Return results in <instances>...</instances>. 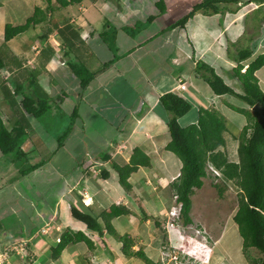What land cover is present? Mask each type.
Wrapping results in <instances>:
<instances>
[{
    "label": "crops",
    "instance_id": "0c3cea01",
    "mask_svg": "<svg viewBox=\"0 0 264 264\" xmlns=\"http://www.w3.org/2000/svg\"><path fill=\"white\" fill-rule=\"evenodd\" d=\"M108 1L113 4V0H81L80 2L67 6L57 7L53 12L58 11L64 17V20L61 22H53L52 19L54 17L52 16L50 22L42 24L41 27L37 25L29 28L32 29L35 35V39L30 42L31 44L25 41L24 43L18 42L15 45H11L10 42L13 44L16 36L8 40L9 45H7L6 50L7 66L0 70V89L2 90L3 87H6L8 89L7 91L12 93V88L17 83L23 85L30 83V73L36 71L37 85L39 87L41 86L43 92L51 98L48 99L49 108L41 115L33 116L25 112L20 105L23 96L21 92L12 93L13 98L9 97L8 101L13 99L12 101L15 103L12 107L7 105L2 93V96H0V115L4 124L12 121V125L23 127L26 133L25 135H31V138H37L41 134L51 136V132L57 134V128L52 126L50 121L54 120L58 112H64L62 107L63 101L68 98L71 104L70 114L72 115H74L76 105L72 106L74 102L64 94L65 92L63 90L61 98L58 95L53 98L50 96L49 90L52 88L51 85L56 81V77L62 79L67 76L66 74H72L70 70L71 65L76 68L87 66L92 70V73L94 72L89 83L84 88L80 87L79 79L73 74L80 89L75 94L77 96L75 101H77V98L81 101L86 93L83 94L84 89H90L95 82L98 86L104 87L108 78L104 77L105 75L103 74L111 70L115 71L117 76L121 78L116 88V90H123V93L119 95V102L134 106L128 108L129 113L124 119H128L129 122L123 125V127H117L119 130V138L108 146V151L104 153L106 154L105 156L104 154L100 155L88 150L81 160L76 162L73 160L68 161L69 165L65 166L64 170L61 171L62 168H59L63 167L61 164L56 168L57 165L53 167L50 161L53 155H57V150L65 145V142L56 144V150L54 149L53 154L49 158V155H38V160L36 159L34 161L35 164H32L38 168L52 167L53 174L49 177L48 181L35 177L36 179L27 183V185L32 186L30 189L32 192L39 189L42 192L39 193L37 199L32 200L37 201L38 204L36 207L34 206L32 213L33 220L29 227L26 228L18 221L15 223L12 221L11 223H4L0 231V254H2L5 245H12L13 247L7 248V252L5 251L7 253L6 256L1 255V264H87V260L91 264H144L137 258L124 257L119 251L118 242L113 236L109 235L103 226L102 213L108 212L113 204L124 205L127 210L124 214L108 218L114 229L119 233L126 232L136 238L138 242L134 248H137V245L143 246L144 251L149 257L157 259L160 254L162 241L165 237L160 234L159 226H163L164 214L172 205V200H170L173 193L171 183L177 178L181 168L179 158L173 153L170 156L165 152L166 145L170 140L167 127L169 114L165 110V113L163 111H156L159 104V97L166 92H177V80L181 78L186 82V89L182 95L187 97L193 105L190 110L193 112V115H190L186 123L179 121L181 125L184 126L195 122L197 119V111L205 103V107L215 108L222 114L224 113L223 105L228 103L226 101L227 94L216 95L212 90L211 95L209 93L206 94V89L200 83L202 80L194 71L195 63L198 59H194V55H189L191 51H186L184 47H180V59L176 57V64L180 62L176 72L171 73L172 77L169 75L168 77H164L166 79H163L165 83L159 84L156 90H154L153 85L148 80L143 84H140L138 81L135 82L136 85L133 84L132 76H130V74H133L132 70L135 69L137 71V76L143 75L146 72L148 65L155 61V56L159 52L156 50L160 49L158 44L152 47L153 38L160 35L166 43L168 41V34L172 29L170 25L176 21V17L171 16L174 13H170L169 5V11L167 14H164L165 18H162L161 22L159 18L163 14L152 13L154 17L149 18L150 14L147 20H151V24L157 23V29L146 32L145 34H139L133 40L130 38V35L123 31L124 28L122 26L118 27L110 34L114 39L113 46L116 49V51H113L110 46L111 43L107 42L110 38L106 41L107 37H109L110 24L102 12L103 7ZM156 1H153L155 7H157ZM52 2L56 3V0H52ZM35 5H42V1L0 0V24L10 23L14 26L22 25L28 17L33 15ZM221 15L222 13L204 14L202 11H198L187 20L183 27L179 26V28L182 29V42L185 43V40H187V44H192L191 47L194 44L195 49L200 53L197 58L202 56L203 60L205 62L207 61L206 63L210 64L213 68L215 67V72L231 86L230 81L234 79L232 77V70L236 64L235 57L237 56V50L233 49L234 51L229 52L226 47V51L212 50L211 45L217 37L225 39L226 46L229 39L228 36H230L232 42H237L242 34H245V29L239 27L232 32L231 29L237 25V22L244 15L235 17L229 22H226L224 18L223 22L221 21L220 23V18L218 17ZM197 16L204 18L202 25L199 28L195 27L193 31H189L187 27L190 22L194 25V22L198 24ZM214 17H217L215 19L216 21L214 20L210 23V20ZM65 25L70 26L73 31L78 32L80 35L79 38H76L70 34V28L65 30V35L70 37V39L73 38L74 47L72 48L74 51L76 50V53L74 51L67 52V47L62 37L55 30V26L63 28ZM47 30L51 31L48 33L46 40L43 42L40 41V36ZM53 35H56V38ZM204 36L206 37L205 47L202 48L204 39L202 40L203 42L200 41L197 43L196 41ZM179 37L180 35H178ZM211 37H213L212 40ZM51 38L57 44L59 42L55 39L60 40L61 44H59V47L53 44L50 45L49 40ZM190 38L192 40H189ZM47 45L52 46L55 53L46 64H43L45 60L43 58L48 55L47 52L44 55L40 52ZM251 47H254V49L252 50L251 56L244 60L245 66L255 56L264 53V37L263 45L256 41V43H252ZM259 47H263V50L258 51ZM205 54H210V56L207 57ZM32 56H36L35 58L37 60L34 65H28V59L24 62L25 58H31ZM147 58L149 60H145ZM150 58H152V61H150ZM154 64L156 71L162 69V64L158 65L156 62ZM223 71L231 75L228 81L222 76L221 73ZM3 75L8 78L4 79ZM255 75L258 80V85L264 93V65L255 71ZM148 86L151 87V91ZM29 87L24 89L28 94L33 91V86ZM113 88L110 91H113ZM141 88L143 92L139 96L136 91ZM123 96L129 97L132 103L127 104ZM194 107L198 109H194ZM60 108H62V111ZM247 109L251 108L247 106ZM62 115L64 114L62 113ZM230 121V118L225 119V127L222 131L225 146L220 147V149L228 154L227 158L229 161L235 162V159H238L237 146L239 134L242 127L247 124V119L245 118L244 122L240 125H230ZM234 125L235 128H233ZM31 138L26 142L30 146L33 143ZM37 141L40 147H42L40 148L41 150L44 148V151H48V148L45 149L41 139H36L35 142ZM135 148L141 149L148 156L149 164L147 166H138L137 170L133 171L128 177L130 187L125 188L119 184L118 172L113 168V165L115 163L121 165L128 163ZM4 167L6 166L4 165ZM101 169L109 171L107 178L103 179L101 177ZM17 172L20 173V170H17ZM111 172H114L117 176L118 181L115 183H111L108 180ZM3 181L6 182L7 180L0 178V182ZM38 184L40 186L39 189L36 188ZM0 187H2V183ZM82 192L86 193L87 197H89L90 201L88 205L82 203V198L85 197L82 195ZM78 201L84 208L87 206L98 217V221L102 226L101 235L88 232L81 222L71 217L70 206H77ZM72 220L76 223H73ZM156 221H161L162 223L160 222V225L157 226L155 224ZM66 227L82 229L84 232H88L94 243L93 248L90 250L86 243L79 242L67 246L57 259H52L51 247L55 246L60 234Z\"/></svg>",
    "mask_w": 264,
    "mask_h": 264
},
{
    "label": "rangeland",
    "instance_id": "374dc122",
    "mask_svg": "<svg viewBox=\"0 0 264 264\" xmlns=\"http://www.w3.org/2000/svg\"><path fill=\"white\" fill-rule=\"evenodd\" d=\"M153 1L154 0H113L112 3L114 4V6L110 3V1L105 4L102 12L106 16V19L108 20L107 22L110 24L108 33L109 37H107L106 41L110 38V40H108L107 42L111 43L110 46L112 47L113 51H116V49L115 46H113L114 39L110 34L113 33V31H115V29H117L118 27L122 26L124 28L123 31L130 35V38L133 40L137 38V35L139 34H145L146 32H151L152 30L155 31L157 29V23L151 24V20H147V17L150 14V16H153L152 13L163 14L159 18L161 22L162 18H165L164 14H167L170 8V13H174V15L171 16L176 17L177 20L181 16L188 13L192 9L193 5L200 0H163V9L155 7ZM54 4L56 5V3ZM256 5L257 4L255 3H248L241 6L231 3L228 4L229 9L224 10L223 14L218 17L220 18L219 22H223L224 18L226 22H229L235 17L237 18L238 16L245 15L241 20L237 22V25L233 26L231 29L232 32L239 27L244 28L245 34H242V36L237 42H235V44H233L234 42H232L230 36H228L229 39L227 42V46L225 44V39L217 37V42L215 39V41L211 45V49L226 51V47L228 48L229 52H232L234 50H237V48L250 47L252 43H256V41L260 42L261 45H263L264 23H261V25L258 27L259 33H257L255 37L251 38L249 36V33L253 31L252 24L255 23L257 18L259 17L256 16V14H258L256 13V11L251 12V9L256 7ZM42 6H45V2L43 1ZM230 9H233V11ZM52 16L54 17L52 19L53 22H61L64 20V17H62L58 11L53 12L52 15L50 13V17ZM216 18L217 17H214L212 20H210V23H212ZM196 19L198 21V24H196V22H194L195 25L191 22L188 24L187 29H189V31H193L195 27L199 28V26H201L204 21V18L202 16H197ZM38 26L41 27L42 24H39ZM177 27L170 30V33L168 34V41L166 43L165 40H163L164 38H161L162 36L160 37V35L153 38L152 47L158 44L160 49H157L156 51L159 52L155 56V61H153L152 64L148 65V68L143 75L137 76V71L135 69L132 70L133 74H130V76H132L133 84L136 85V81H138L140 84H143L148 80V82L153 85L154 90H156V87L159 84L165 83L166 79L164 77H168V75L172 77L171 73L176 72L177 68L179 67L178 64L180 62L176 64L175 61L177 58L180 59V47L186 48V51H191L189 55H194V59L203 60L202 56H200V58H197L199 57L200 53L197 51V49H195L194 44L193 47H191L192 44H187V40H185V43L182 42V29H180L179 26ZM3 32L4 25L0 24L1 51L2 49H7V45H9V42L4 43L3 41ZM178 35H180L179 38ZM53 36L56 38V35ZM205 38L206 37L204 36L203 38L196 41L197 43H199L204 39L202 48L205 47ZM33 39H35V35L32 29H27L24 32L16 35V39L13 40V44L12 42H10V44L15 45L18 42L24 43L25 41L29 42L28 44H31L30 42H32ZM212 39L213 37H211V40ZM55 40L59 42L58 44H61L60 40ZM189 40H192V38H190ZM49 43L50 45L53 44L54 46L59 47L57 46V42L53 41L52 38L49 40ZM194 49L196 52L194 51ZM259 50L262 51L263 47H259L258 51ZM205 55L207 57L210 56V54ZM36 56H32L31 58L27 57L25 58L24 62H26V60L28 59V65H34L35 61H37L35 58ZM207 57L206 59H208ZM145 60L149 59L147 58ZM162 60L164 61L163 63ZM150 61H152V58H150ZM155 62L158 65L162 64L161 70L156 71V66L154 64ZM190 63L192 64V62ZM88 69L92 71L90 68ZM214 70H216V68ZM88 73L91 74L90 72ZM221 74L227 81L229 80V78H231V75L226 74L225 71H223V73ZM66 75L67 76L63 77L62 79H58L56 77V81L51 85L52 88L49 90V93L53 98H55V96L57 95L61 98L63 95L62 92L64 91V94H66L70 98V100L74 102L72 106L76 105L75 110L77 112L74 115L70 114L71 104L69 103L68 98L65 99L62 103L64 112L62 111V108H60L64 115H62L61 112H58V115L55 116L54 120L50 121L52 126L57 128V134L51 132V136L41 134L37 138H31V135L27 136L24 134H20V137L18 138V144L26 153V156L22 155L20 159L15 157L17 159H15L14 163L11 162L12 160H10L8 156H5L0 152V178H2V180H7L6 182H0V184L2 183V187H0L1 224L8 222L11 223V221L15 223L16 221H18L27 228L32 223V213L34 210V206L36 207V205L38 204L37 201L32 200L37 199L39 197V193H41L42 190L39 189L40 186L38 184L36 188H38L39 190H34L32 192L30 190L32 186H29V184L27 185V183L36 178L45 179L48 181L49 177L53 174L52 167L31 168V166L33 165L32 163H34L36 159L38 160V155H49V158L50 155L53 154L52 152H54L55 145L60 142H65V145L57 150V155H53L52 160L50 161V164H52L53 167L57 165L56 168L61 164L63 167L59 168H62V171L64 170L65 166L69 165L68 161L73 160L76 162L78 160H81L85 155V152L88 150L96 152L100 155L107 152L108 146L112 142L114 143L115 141H117L119 138V130L117 127H123V125L129 122V120L124 119V117L129 113L128 108H131L134 105L129 104L132 103V101L127 96H123L125 97L123 99L129 105H125L124 103L121 104L119 102V95L120 93H123V90H116L121 78L117 76L115 71L108 70L103 74L105 75L104 77L108 78V80H106L105 82L104 87L98 86V84L95 82L92 84L90 89H84L83 94L85 92L86 93L81 101L78 98L77 101H75L77 97L75 94L77 93V91H80L75 77L73 76V74ZM3 78L5 79L8 77L3 75ZM200 79L203 81H200V83L206 89V94L209 93V95H211L212 92L209 85L203 80L202 77H200ZM113 82H115L116 84ZM230 82L231 86L237 92L241 91L240 83L237 79L234 78ZM113 86H115V89L113 88ZM148 87L151 91V87ZM111 88H113V91H110ZM142 90L143 89L141 88L136 91L139 96L141 95L140 93L143 92ZM0 96H2L1 89ZM226 101L228 103L223 105L224 113L222 115H224V117L226 118L231 119L230 125L242 124L246 116L235 110V108L238 107L246 109V103L241 99L229 94H227L226 96ZM205 106L206 103L205 105H203V107ZM195 108L198 109L197 107H194V109ZM156 111H163V113H165L160 104H158ZM190 115H193L192 111L188 112L181 119H178V121H181V123H186L189 120ZM3 119L6 120L5 118ZM12 123L13 122L10 121L6 122L5 124L9 127V129H11L14 126L12 125ZM70 128L71 131L69 132ZM233 128H235V125L233 126ZM30 138L33 142L31 144L32 146L26 144V142ZM36 139H41L43 141L45 149L48 148V151H44V148L41 150L40 148L42 147H40L38 141L35 142ZM61 139L62 141H60ZM50 148L52 150L51 152ZM40 151L42 152L40 153ZM165 152L170 156L172 155V152L169 150L165 149ZM12 154V157H14L15 152ZM226 155L228 156L227 153ZM19 160H21L22 162H19ZM235 162H238V159H235ZM4 165L6 167H4ZM29 168H31V170ZM17 170H20V173H18ZM206 170L207 176L203 177L202 187L199 189H195L193 194L191 195V208L189 212L191 222L189 224H185L181 216L180 219L178 216H174V227H171L170 224L165 226L166 218H164L163 223L160 221L163 224V226H159L160 234L166 235L165 238L167 243L165 244L163 240L160 247V254L157 257V260L160 264H254L259 257V252L254 248H249L246 251L243 249L242 238L239 234L237 224L232 219V216L237 208L239 188L224 176L215 175L210 170V168H208V165ZM108 180L111 183H115L118 181L117 176L114 174V172L110 173V178ZM220 187L223 191L221 194H219L218 192ZM82 195L86 197H83L82 201L84 200L85 203H89L90 200L89 197H87V194L82 192ZM170 198V200H172V205L175 204V202L173 201V197ZM77 206L80 208H84L79 201L77 202ZM170 218H172V216ZM72 222L76 223L73 220ZM168 228L170 229L169 235H167L166 233V229ZM196 228H200L203 231L206 239H203L201 234L197 235V239L200 242H195V245H191V248L186 240L191 241L188 234L194 235V233L196 232ZM8 247L10 248L13 246L5 245V248H3L2 251L5 252L9 249ZM188 250H192V252H190L193 253V256L191 255L190 257H187L185 255L184 251ZM3 252L2 254L6 256L7 253L4 254Z\"/></svg>",
    "mask_w": 264,
    "mask_h": 264
},
{
    "label": "trees",
    "instance_id": "16d2710c",
    "mask_svg": "<svg viewBox=\"0 0 264 264\" xmlns=\"http://www.w3.org/2000/svg\"><path fill=\"white\" fill-rule=\"evenodd\" d=\"M42 1L45 2V6L35 5L33 15L28 17L22 25L4 24V43L29 28L48 23L51 20L50 13L55 8L67 6L81 0H56V5L52 0ZM252 2L257 5L251 9V12L256 11L258 13L256 16H259L255 23L252 22L253 31L249 33V36L253 38L259 33L258 27L261 23H264V0H200L193 5L188 13L171 24L170 28L183 27L187 20L198 11H202L204 14H223L224 10L229 9L228 4L230 3L241 6ZM156 6L163 9V0H157ZM230 10L233 11V9ZM152 17L154 16L149 18ZM69 28L71 29L68 25L63 28L55 26V30L62 37L68 53L74 51L72 48L74 47L73 38L70 39V37L65 35V30ZM50 31L44 32L39 38L40 41H45ZM69 31L73 37H80L78 32L72 29ZM251 46L237 48L236 64L232 70V77L240 83L241 92L235 91L232 86L227 84L215 72L212 66L203 60H196L194 68L195 73L203 78L214 94L233 95L251 108H235L247 118V124L242 127L239 134L237 146L238 162L229 161L225 151L220 149V147L225 146V140L222 136V131L225 127V117L220 111L215 108L200 107L197 111L196 121L183 126L178 119L190 112L193 106L187 97L178 92H166L159 97L158 102L169 114L167 127L170 140L166 145V149L171 151L181 161L180 173L171 183L172 197L174 194L176 195L175 201L179 205V219L181 216L185 224L191 222L189 215L191 195L195 189L202 187V178L207 176V162H211L226 179L231 180L239 188L237 208L232 219L237 224L242 238L243 249L245 251L249 248L256 249L259 252V257L254 264H264V93L261 91L255 75V71L264 65V53L255 56L245 66L244 60L251 56L254 49ZM6 50H0V70L7 66ZM46 52L48 56L43 58L45 59L43 64H46L55 53L54 48L50 45L44 47L40 53L44 55ZM74 53H76V50ZM70 70L79 79L81 88H84L89 83L93 75L84 66L76 68L71 65ZM36 74V71L30 73V83L24 85L17 83L12 88V93L21 92L23 94L20 105L25 112L33 116H39L46 111L49 108L48 99L51 98L43 92L41 86L37 85ZM25 86H33V91L29 94L26 93L24 90L26 89ZM7 90L6 87L2 88L3 98L7 105L12 107L15 103H13V99L9 101L8 99L9 97L13 98V94ZM20 134H26L23 127L15 125L9 129L2 121L0 115V152L8 156L12 163H14L15 159H20L22 155L26 156V153L18 144ZM14 152L15 156L12 157ZM103 158L105 159V157ZM148 164V156L141 149L135 148L128 163L123 165L115 163L113 168L118 172L120 184L125 188H129L128 177L130 174L137 170L138 166H147ZM32 167H35V165H32ZM31 168L29 169L31 170ZM108 173L109 171L105 169L100 170V175L103 179L109 176ZM218 192L219 194L223 192L221 187ZM85 207L82 209L76 205H71V217L81 222L88 232L101 235L102 226L98 221V217L87 206ZM126 212L124 205L113 204L108 212L102 213L103 226L109 235L113 236L118 242L119 251L124 257L137 258L144 264H160L157 259L146 254L143 246L137 245V248H134L138 242L137 239L126 232H117L108 220L111 216H119ZM155 224L159 226L160 221H156ZM3 226L4 224L0 223V231ZM88 232H84L82 229L66 227L60 234L58 242L51 247V258L57 259L67 246L79 242L86 243L91 250L94 243ZM163 240L166 244L165 237ZM87 264H91L90 261L87 260Z\"/></svg>",
    "mask_w": 264,
    "mask_h": 264
},
{
    "label": "built area",
    "instance_id": "2783aa9c",
    "mask_svg": "<svg viewBox=\"0 0 264 264\" xmlns=\"http://www.w3.org/2000/svg\"><path fill=\"white\" fill-rule=\"evenodd\" d=\"M185 89H186V82H185L184 80H182L181 78H179V79L177 80V84H176V90H177V92L181 94V93H183V91H184ZM207 165H208V168H210V170H211L215 175H221L220 171L217 170V169L212 165V163L208 162ZM96 170H97V169H96ZM94 171H95V170H94ZM175 198H176V195L174 194V195H173V201L175 202V204H173V205L171 206V208L168 209V210L165 212V215H164V216L166 217V222H165L166 226H167L168 224H170L171 227H174V224H175V223H174L173 218H174V216H178L179 205H176L177 203H176V201H175ZM83 201H84V200H83ZM171 216H172V218H170ZM167 231L169 232L170 229L168 228ZM195 231H196V232L194 233V235H193V234L188 235L189 238H190L191 240H194V238H195L196 235L201 234V233L203 232L200 228H196ZM5 253H6V252H4V254H5ZM1 255H2V254H0V264H1V262H2Z\"/></svg>",
    "mask_w": 264,
    "mask_h": 264
},
{
    "label": "clouds",
    "instance_id": "9594fccd",
    "mask_svg": "<svg viewBox=\"0 0 264 264\" xmlns=\"http://www.w3.org/2000/svg\"><path fill=\"white\" fill-rule=\"evenodd\" d=\"M253 3V2H252ZM57 46H59V44H57ZM181 95H182V93H181ZM209 162V161H208ZM207 162V163H208ZM211 163V162H210ZM213 165V164H212ZM214 166V165H213ZM215 167V166H214ZM216 168V167H215ZM207 169V168H206ZM217 169V168H216ZM218 170V169H217ZM207 171V170H206ZM221 173V172H220ZM221 175H222V173H221ZM223 176V175H222ZM229 180V179H228ZM231 181V180H230ZM83 202V204L84 205H88L89 203H85L84 201H82ZM165 215V214H164ZM164 218H166L165 216L163 217V219ZM166 222V221H165ZM166 226V225H165ZM166 233H167V235H169L170 234V231L168 232L167 231V229H166ZM188 235H190V234H188ZM199 235V234H198ZM201 235H202V237H203V239H206L205 238V235L203 234V232L201 233ZM187 236V235H186ZM196 237V239L194 238V240H191V241H188V240H186L187 242H188V244H189V246L192 248V246L191 245H195V242H200V241H198V239H197V235L195 236ZM187 238V237H186ZM192 252V250H188V251H184L185 252V255L187 256V257H190L191 255L193 256V253H191Z\"/></svg>",
    "mask_w": 264,
    "mask_h": 264
}]
</instances>
